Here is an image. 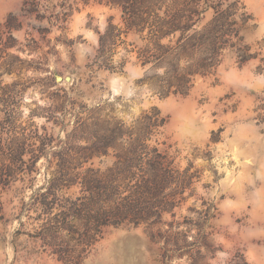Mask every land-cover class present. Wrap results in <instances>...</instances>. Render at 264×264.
<instances>
[{"label": "rangeland", "instance_id": "374dc122", "mask_svg": "<svg viewBox=\"0 0 264 264\" xmlns=\"http://www.w3.org/2000/svg\"><path fill=\"white\" fill-rule=\"evenodd\" d=\"M167 4L192 17L195 30L237 31L215 71L194 77L184 96L151 87L146 77L162 71L145 73L135 52L125 53L135 47L131 35L121 37L126 45L117 41L111 57L113 67L124 60L120 71L92 65L108 18L122 27L118 10L97 0H0V87L7 86L0 129L11 134L21 125L38 135L43 126L52 136L35 162L36 138L12 165L1 201L20 216L0 223V264H62L38 236V205L30 198L54 169L51 154L75 117L96 105L126 127L157 113L146 144L174 158L179 173L168 179L180 178L184 192L174 216L164 214L151 229H108L81 264H191L197 257L198 264H264V0Z\"/></svg>", "mask_w": 264, "mask_h": 264}, {"label": "trees", "instance_id": "16d2710c", "mask_svg": "<svg viewBox=\"0 0 264 264\" xmlns=\"http://www.w3.org/2000/svg\"><path fill=\"white\" fill-rule=\"evenodd\" d=\"M97 1L119 11L122 27L111 25L113 17L108 18L92 65L120 71L124 60L117 67L110 65L117 41L126 45L122 36L136 37V43L128 44L135 45V49H125V53L135 52L136 63L146 68L145 73L162 71L161 76L146 79L163 96L186 95L193 78L212 74L222 61V53L234 46L237 37L232 27L195 30L189 23L192 17L184 18L182 10L176 4H167V0ZM6 89L7 86L0 87V105L6 101ZM104 108H84L85 115L75 117L71 131L51 154L48 164L55 161L54 169L46 172L38 196L30 198L32 205H38V236L62 264H81L110 228L151 229L162 224L163 215L174 216L183 199L184 183L180 178L168 179L170 174L179 173L173 166L174 158L165 150L146 144L158 126L157 113H144L126 127L110 112L104 114ZM3 128L0 223L5 224L20 216L8 213L6 202L1 201V194L14 180L16 171L12 165L22 162L24 145L34 138L39 143L38 155L31 158L35 162L44 148L51 146L52 136L43 126L38 135L36 130L28 131L27 126H13L9 129L11 134ZM186 171L188 168L183 173ZM171 184V192L164 194ZM200 259L197 257L191 264H198Z\"/></svg>", "mask_w": 264, "mask_h": 264}, {"label": "water", "instance_id": "95a60500", "mask_svg": "<svg viewBox=\"0 0 264 264\" xmlns=\"http://www.w3.org/2000/svg\"><path fill=\"white\" fill-rule=\"evenodd\" d=\"M65 81L68 82V81H70V79H69L68 77H66V78H65Z\"/></svg>", "mask_w": 264, "mask_h": 264}]
</instances>
